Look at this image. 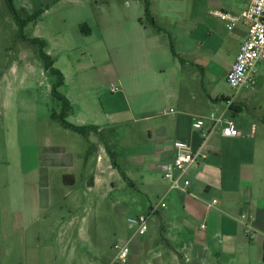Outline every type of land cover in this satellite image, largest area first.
<instances>
[{
    "label": "crops",
    "instance_id": "0c3cea01",
    "mask_svg": "<svg viewBox=\"0 0 264 264\" xmlns=\"http://www.w3.org/2000/svg\"><path fill=\"white\" fill-rule=\"evenodd\" d=\"M146 1L155 23L152 31L143 17L146 15ZM161 1V22L157 21L149 0H144V3L142 0H133L128 8L121 10L124 19L119 24H113L104 17L97 23L91 19L94 13L89 12L92 5H86V19L69 26V30L75 32L80 31L81 25L87 24L90 30L88 39H93L90 45L93 49H100L101 61L108 60L114 52L113 48L122 50L125 58L133 59L131 87L122 80L119 83L126 94L125 99L130 98V106L137 104L136 113H131L129 109L117 113L115 117L105 115L103 108L97 107L96 99L93 98L95 106L87 109L89 91L83 88L87 79L83 81L82 77L87 68H94L96 63L88 67H74V72L67 67L66 70L61 69L65 77L63 88L71 83L75 90L71 92L70 86L67 95H64L72 106L69 115L74 112V118H78L74 125L95 126L100 134L106 122L131 120L132 114L141 116L148 110L149 115L134 119L135 123L138 120L146 122L140 127L142 139L141 145L135 150L136 158L159 171L162 178L161 164L175 157V141L186 142L194 150H201L203 156L198 165L192 167L184 178L190 181L188 192L171 189L169 182L163 190L162 200L165 203L167 201L164 220H179L174 228L178 249L168 251L166 256L172 258L174 264H238L242 259L245 264H250L251 255L263 258L264 104L260 103L256 108L260 114H252L241 104L261 96L260 91L247 95L244 89L230 97L218 95L206 87L213 78H223L227 83V73L247 37L248 27L241 19L233 30H229L211 13L212 17L205 18L199 16L198 11L186 15L188 18H179L178 15L182 13L178 7L180 5L172 4L171 0ZM246 7L245 1L241 0L231 7L230 12L241 15ZM51 9L50 6L46 12ZM114 34L116 41L113 39ZM83 43L85 45L88 42ZM172 47L183 61L172 54ZM47 53L51 56L48 49ZM169 53L182 64L176 66L179 73L175 77L167 75L165 69ZM182 66H187V70ZM185 72L188 80L182 86ZM7 74H4L6 89V82L10 79ZM75 77L78 79L77 84L72 80ZM263 83L264 76L256 73V85ZM182 89H186V92L183 93ZM146 99H150L151 103L154 101L153 104L145 103ZM170 105L174 108L162 109ZM211 113L232 120L240 136L224 137L223 126L213 127L209 119ZM201 118L205 120V125L203 130H197L193 123ZM204 132L209 137L203 145ZM93 143L98 152V144ZM8 144L5 145L7 155L11 150ZM10 145L13 149V143ZM52 150L56 153L60 147H53ZM17 152L18 168L11 169L7 159L3 160L5 167L0 169V264H82L75 249L56 250L54 242L60 245L58 224L44 214L41 192L44 188L48 189L49 183L48 179H44V174L59 165L53 163L55 155L47 161L50 169L46 170L36 142L26 149L25 155L20 149ZM102 160L99 154L98 161ZM96 183L95 179L94 186ZM154 213L159 214V211ZM202 224L206 225L205 229L201 228ZM135 238L138 236L133 240ZM47 240V246L42 244ZM109 264L116 263L113 260Z\"/></svg>",
    "mask_w": 264,
    "mask_h": 264
},
{
    "label": "rangeland",
    "instance_id": "374dc122",
    "mask_svg": "<svg viewBox=\"0 0 264 264\" xmlns=\"http://www.w3.org/2000/svg\"><path fill=\"white\" fill-rule=\"evenodd\" d=\"M131 1L133 0H127V2L126 0H110L109 2L61 0L59 4L52 5L53 0H13L14 7L23 17L26 16L22 13L23 7L29 14L44 9L47 5L52 7L48 13L46 11L43 13L37 25L26 27V32L47 41V49L55 62L54 67L59 70H66L69 67L74 72V67H88L96 63L94 68H87L82 77L83 81L87 79L83 83V88L89 91L86 98L89 100L87 109H90L92 105L95 106L92 98L96 99V106L103 108L105 115L108 114L109 117H115L117 113L129 109L131 113L135 112L137 104L130 106V98L125 99L126 94L123 93L119 83V80H122L125 85L131 87L133 79L130 74H133L131 69L132 65L134 67L133 59L125 58L121 53L122 50L113 48L114 52H110L108 60L101 61L100 49H93L90 45L93 39H88L90 38L88 34H84L81 29L75 32L69 30V26L76 21L86 19L84 13L87 10L86 5H92L89 12L94 13L92 18L87 19L91 18L100 23L104 17L113 24H119V21L124 19L121 10L128 8ZM240 1L171 0V3L180 5L178 7L182 13L178 15L179 18H188L186 15L192 11H198L199 16L210 18L212 17L210 13L214 11L234 14L230 12L231 7ZM142 2L144 3V0ZM149 2L153 5L157 21L161 22L162 1L149 0ZM143 17L152 31L153 17L146 15ZM223 25L226 26L224 22ZM17 32L15 16L11 15L5 0H0V86L2 85L0 88V169L5 167L3 160L7 159L11 169L18 168L19 161L16 159L18 149L25 155L26 149H30L33 142L40 147L42 165L44 164L43 167L46 170L50 169L47 161L53 154L55 155L53 163L59 165L48 173L45 171L44 179H48L49 183L48 187L46 186L48 189L44 188L41 192V200L45 206L44 214L58 224L60 245L57 246V242H54L56 250L75 249L78 260L81 259L82 264H109L115 258V245H123L134 232L128 219L147 215L150 218L149 229L144 236H138L130 244L131 252L127 264H174L172 258H168L166 253L178 249L174 228L179 220L165 219V221V209L161 208V203L164 201L162 200L163 190L169 183L162 178L159 171L136 158L135 150L141 145L142 139L140 127L146 122L138 120L135 123L134 119L149 115L148 110L141 116L135 112L131 120L117 123L106 122L100 134L92 133L94 137L88 139L65 129L50 118L52 110L60 113L62 109V103L52 95L56 77L45 72L42 62L32 47L26 43L15 42ZM105 35L103 33L104 37ZM116 38L114 34V41ZM83 41L88 42L86 46ZM108 45H110L109 42ZM168 56L165 69H167V75L175 77L179 73L176 71V66L182 64L170 53ZM183 68L187 70V66ZM256 70L259 75L264 76V62L259 63ZM6 73L10 77L6 82L8 89L4 84ZM72 80L77 84V77ZM182 80V86L185 82L187 84L186 72ZM70 84L59 88V92L67 95L72 85ZM112 84L119 88L118 92H111ZM206 87L214 90L218 95L230 97L236 95L223 78L219 80L213 78ZM257 90L261 92V96L253 97V103L250 98L241 104L252 114L255 112L260 114L256 108L258 104H264V83L243 91L247 95H253ZM74 91L72 87L71 92ZM182 92H186V89H182ZM131 94L132 90L130 96ZM153 102L151 103L150 99L145 100L148 105H152ZM170 108L174 106H165L162 109ZM73 113L67 117V121L72 124L78 121ZM93 142L98 144V152ZM6 143H9L7 146L11 149L8 155L5 154ZM12 143L13 149L10 145ZM53 147H60V150L55 153L52 150ZM27 153L30 152L27 151ZM99 154L103 157L100 162ZM66 175L74 177L73 185L65 183ZM95 179L97 183L94 186ZM49 201L50 206H48ZM155 211H159L160 215L154 213ZM42 244L47 246L48 240ZM250 260V264H264L263 258L258 259L251 255ZM258 260H260L259 263ZM238 264L245 263L242 259Z\"/></svg>",
    "mask_w": 264,
    "mask_h": 264
},
{
    "label": "built area",
    "instance_id": "2783aa9c",
    "mask_svg": "<svg viewBox=\"0 0 264 264\" xmlns=\"http://www.w3.org/2000/svg\"><path fill=\"white\" fill-rule=\"evenodd\" d=\"M243 1L247 4V7L241 15L225 11L212 12V15L224 22L229 30H233L241 19L248 27L247 37L226 77L227 84L234 94L256 85V66L260 62H264V0ZM110 90L112 93H116L118 88L112 85ZM231 104L232 100L229 101L230 106ZM209 119L212 121L213 127L223 126L222 135L224 137L235 138L240 136V132L232 120H225L223 116H216L215 113H211ZM204 125L205 120L202 118L193 123V127L197 130H203ZM208 137L209 134L204 132L203 145ZM173 148L176 151L175 157L161 164V170L164 179L170 183L171 189L187 193L190 181L188 179L184 180L185 175L192 167L198 165L203 155L201 150L196 151L190 144L183 141H175ZM166 207L165 202H162L161 208L165 209ZM149 219L147 215H139L128 219V223L134 229V232L123 245H115V262L128 263L131 252L130 244L134 237L144 236L147 233ZM201 228L205 229L206 225L202 224Z\"/></svg>",
    "mask_w": 264,
    "mask_h": 264
},
{
    "label": "trees",
    "instance_id": "16d2710c",
    "mask_svg": "<svg viewBox=\"0 0 264 264\" xmlns=\"http://www.w3.org/2000/svg\"><path fill=\"white\" fill-rule=\"evenodd\" d=\"M58 1L59 0H53V4H55ZM5 2H6L7 8L10 11L11 15L15 16V20H16V23L18 25V32L15 36V42L16 43L17 42L26 43L30 47H32L34 49V52L37 55L38 59L42 62L45 72L50 73L51 75L56 77V81L52 87V95L55 99H57L58 101H60L62 103V109H61L60 113H57L56 111L52 110L50 118L53 121H57L65 129H68L74 133H78V134L82 135L83 137H85L86 139H88L92 133H94L96 135L99 134L98 130H97L98 128L95 126H76V125L67 121V117L69 116V113L72 111V106H71L69 100L67 99V97H65L63 94H61L59 92V88H61L62 86L65 85L64 74L61 72V70L54 67L55 62H54L53 58L46 51L47 42L42 38L33 37L26 32V27H28L29 25H33V26L36 25L37 22L39 21V19L41 18V16L43 15V13L50 6L47 5L46 8L40 9V10L34 12L33 14H28L25 9H22V13H24L26 15L25 17H23V16H20L18 11L14 7L13 0H5ZM145 4H146V16L149 17L150 12H149V8L147 6V4H148L147 1L145 2ZM151 23L153 25H155V23L153 21H151ZM80 29L84 34H89L90 30H89L87 24L81 25ZM171 49H172V54L176 58L183 61L182 58L180 57V55L177 54L173 50V47ZM90 152H91V150H90ZM64 180H65V183H67V184H72V185L74 184V182H73L74 177H72V176L66 175V176H64ZM263 262H264V243H263Z\"/></svg>",
    "mask_w": 264,
    "mask_h": 264
}]
</instances>
